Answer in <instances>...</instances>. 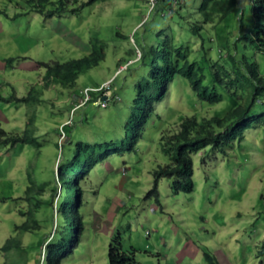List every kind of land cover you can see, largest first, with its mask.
<instances>
[{
  "label": "rangeland",
  "instance_id": "rangeland-1",
  "mask_svg": "<svg viewBox=\"0 0 264 264\" xmlns=\"http://www.w3.org/2000/svg\"><path fill=\"white\" fill-rule=\"evenodd\" d=\"M57 1L0 0V128L20 132L33 118L40 143L37 149L0 145V264H35L40 249L38 264H45L46 242L40 239L53 233L59 194L56 143L63 141V151L68 152L78 141L128 137L136 85L147 75L152 57L148 47L158 45L160 30L163 37L170 34L174 44L185 48L189 61L199 64L202 84L221 95V100L199 99L187 78L174 76L165 96L154 102L134 150L110 154L80 182L84 228L77 247L61 264H109L108 245L118 234L123 248L133 250V264H264V135L260 128L247 130L240 144L235 141L224 153L209 146L193 153L191 193L172 192V180L163 178L158 182L160 203L146 197L153 171L168 163L160 143L177 132L182 118L223 117L235 106L230 95L214 84L211 65L230 71L228 55L236 60L244 57L264 75V53L240 39L241 21L246 31L260 24L251 17V0H236L230 12L215 14L200 36L190 33L186 19L202 22L203 18L194 10L188 15L185 4L178 9L183 17L170 18L165 1L98 0L70 11L82 1L71 0L64 4V11L44 17L59 9ZM95 36L104 45V58L79 70L72 87L64 89L53 79L46 80V68L35 65L85 61L92 44L98 43ZM8 57L13 58L10 64L5 61ZM100 85L106 88L103 95L112 97L107 106L88 103L72 112L84 88ZM16 97L28 99L16 101ZM28 170L36 186L45 183L40 192L35 188L36 198L31 201L23 192ZM23 223L28 226L25 232L18 228ZM9 237L20 238L22 249H2Z\"/></svg>",
  "mask_w": 264,
  "mask_h": 264
},
{
  "label": "trees",
  "instance_id": "trees-1",
  "mask_svg": "<svg viewBox=\"0 0 264 264\" xmlns=\"http://www.w3.org/2000/svg\"><path fill=\"white\" fill-rule=\"evenodd\" d=\"M41 1L48 2V0ZM70 1L58 0L59 9L48 11L45 14L41 8H38L37 11L43 13L44 17H51L56 12L64 11V4ZM96 1L98 0H82L80 5L71 8L70 11H76L79 6L90 5ZM162 1L166 2V13L170 14L168 16L170 18H173L175 14L183 17L178 11V9L181 11L183 4H185V12L188 15L192 14L191 11L194 10L202 16V22L186 19L189 31L194 36L201 35L203 26L212 22L215 14L221 16L227 14L236 3V0H155V3ZM37 6L42 7L41 5ZM250 13L251 17L258 20L260 24L254 26V30L246 31L241 21L239 24L240 39L247 40L254 49L264 53V25L262 22L264 0H251ZM241 14L244 15V11H241ZM157 35L158 45L148 47L152 57L149 59L147 75H142L136 85L135 106L128 115V137L94 143L78 141L68 152L63 151V141L59 142V145L56 143L60 152L58 153L59 163L55 175L58 178L60 191L55 200L56 223L53 233L40 239V241L46 242L43 250L45 264H61L62 260L78 245V238L84 228L79 212L82 205L80 182L86 181L97 163L105 160L110 154L134 150L137 141L142 136L146 121L153 112L154 102L165 96L175 75L187 78L191 89L199 99L208 103L221 100V95L213 91L209 92L207 87L202 84L201 68L198 63L188 60L185 48L174 44L169 39L170 34L163 37L164 30L158 31ZM93 39L98 43L92 44V50L85 61L73 60L62 64L56 62L53 65L36 62L35 65L46 68L44 75L46 80L53 79V84L58 83L64 89L72 87L77 80L79 70L90 68L104 58L103 43L99 42L96 36ZM143 56H145V52L139 58H143ZM228 60L231 63L230 71L215 64L211 65V69L214 84L221 86L230 95L235 106L228 110L223 117L198 120L195 116H185L182 118L177 132L162 139L160 147L161 151L168 156V163L153 171V185L146 194V197H152L155 203H160L158 182L163 178L172 180L171 190L174 193L180 191L191 193L193 191V153L208 146L212 150H220L224 153L225 147L235 141H239L238 144H240V140L245 138L246 131L249 129L260 128L261 134L264 135V75L261 76L258 73L257 65L254 62L247 63L244 57L236 60L233 56L228 55ZM5 61L10 64L13 62V58L8 57ZM83 90L80 92L81 95L74 96L83 98ZM96 93L97 91L89 92L90 98L82 106L96 100ZM27 99L28 97L15 98L16 101L23 102ZM256 105L258 108L255 107ZM32 121L33 118H29L27 127L20 132L6 131L0 128V145L8 149L17 145H30L36 149L39 148V138L35 135ZM25 178L27 184L23 191L24 196L31 201V198H36V192H40L45 183L36 186L32 180L31 170L27 171ZM36 187H38L37 191ZM55 193L56 186L53 189V196ZM28 212L31 214L32 211L28 210ZM18 228H21L23 232L28 230L26 223L21 224ZM108 247L109 264H133V250L128 251L123 248L120 234L110 240ZM1 248L5 250L22 249L21 240L18 237H9ZM40 253L41 249L37 250L35 264H38ZM206 258L209 259L208 255Z\"/></svg>",
  "mask_w": 264,
  "mask_h": 264
},
{
  "label": "clouds",
  "instance_id": "clouds-1",
  "mask_svg": "<svg viewBox=\"0 0 264 264\" xmlns=\"http://www.w3.org/2000/svg\"><path fill=\"white\" fill-rule=\"evenodd\" d=\"M84 89H87V91L88 92H90L91 93V91H97V97H96V100H94L92 103L93 104H96V105H100V104H97L96 102L99 100V99H101V100H103L104 102H105V105L104 106H102V107H105V106H107L106 104H107V101L109 102V99H111L112 97H109L108 95H103L104 94V92L106 91V88L105 87H103V86H98V87H96V88H84ZM105 89V90H104ZM101 90H103L102 92H100ZM100 92V93H99ZM100 94H102L101 96H99ZM89 98H90V96H89ZM82 100V98H80L75 104H76V106L74 107V108H72V112H74V110H76L77 108H79L80 106L79 105H83L84 103H81L80 101ZM89 100V99H88ZM87 100V101H88ZM101 106V105H100ZM64 126V125H63ZM59 191H60V187H59Z\"/></svg>",
  "mask_w": 264,
  "mask_h": 264
},
{
  "label": "built area",
  "instance_id": "built-area-1",
  "mask_svg": "<svg viewBox=\"0 0 264 264\" xmlns=\"http://www.w3.org/2000/svg\"><path fill=\"white\" fill-rule=\"evenodd\" d=\"M82 100L80 101L81 103L86 102L89 99V92L87 91V89L83 90V94H82ZM97 104H100L101 106L105 105V102L101 99H99L97 102Z\"/></svg>",
  "mask_w": 264,
  "mask_h": 264
},
{
  "label": "crops",
  "instance_id": "crops-1",
  "mask_svg": "<svg viewBox=\"0 0 264 264\" xmlns=\"http://www.w3.org/2000/svg\"><path fill=\"white\" fill-rule=\"evenodd\" d=\"M3 64H4V63H2V65H3ZM93 213H94L95 215H97V213H95V212H93ZM97 216H98V215H97ZM97 216L94 217V219H95L96 222L98 221V217H99V216H98V217H97Z\"/></svg>",
  "mask_w": 264,
  "mask_h": 264
}]
</instances>
